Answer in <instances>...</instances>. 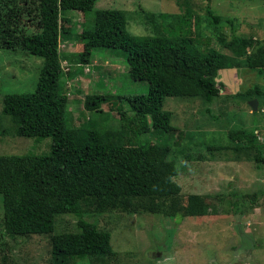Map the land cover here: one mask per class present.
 <instances>
[{"label":"trees","instance_id":"16d2710c","mask_svg":"<svg viewBox=\"0 0 264 264\" xmlns=\"http://www.w3.org/2000/svg\"><path fill=\"white\" fill-rule=\"evenodd\" d=\"M96 1L0 0V48H18L42 58L35 88L5 93L0 114L9 117L15 135L52 140L45 154H0L2 226L10 249L27 236H45L51 264H112L118 252L111 246L110 231L98 225L96 217L102 213L205 215L208 194L190 193L181 203L175 202L181 194L174 180L178 158L205 161L231 151L252 157L257 167L264 163V143L258 140L256 126L230 128L225 144L200 142L202 151H197V144L194 148L187 144L192 133L174 125L172 112L163 109L166 97L198 99L204 105L218 102L221 95L225 103L226 97L241 98V89L230 93L217 85L218 72L244 66L262 73L264 38L237 35L233 19L214 13L209 3L202 21L189 0L176 1L180 12L141 10L148 24L158 21L160 27L154 34L134 35L128 30V11L94 9ZM71 12L81 15L79 30L70 27ZM203 22L214 35L203 34ZM222 22L231 28L229 37ZM71 39L83 43L76 54L78 64L91 65L95 50L118 49L131 79L147 82L146 93L124 98L129 114L110 105L119 117L115 128L107 124L88 128L83 118L78 125L66 123L67 105L55 98L65 93L61 60L69 58L60 43ZM93 68L101 66L93 64ZM251 90L245 92L264 93L258 86ZM91 100L98 106L120 101L113 93H91ZM151 133L164 141L141 140ZM255 195H247L246 204L230 200L232 214L241 217L244 205L250 207ZM61 215L74 218V230L55 231Z\"/></svg>","mask_w":264,"mask_h":264},{"label":"rangeland","instance_id":"374dc122","mask_svg":"<svg viewBox=\"0 0 264 264\" xmlns=\"http://www.w3.org/2000/svg\"><path fill=\"white\" fill-rule=\"evenodd\" d=\"M176 1L97 0L94 9L118 8L128 11L129 32L145 35L154 34L160 24L158 21L148 24L141 10L154 13L180 12ZM189 3L194 12L202 17V21L205 20V7L209 3L214 13L233 19L237 35L253 33L264 38V0H189ZM73 13L69 17L70 27L79 30L81 15ZM202 26L203 34L214 35L211 27L205 28V22ZM220 26L225 36L229 37L230 26L226 22ZM28 29L32 31L33 27ZM82 49L83 43L72 39L61 41L60 50L69 53V58L61 60L66 78L63 86L65 93L55 99L67 105L66 123L69 125L73 122L77 124L83 118L88 128L105 124L115 128L120 124L119 117L110 109V105L129 114L130 107L124 98L146 93L147 82L131 79L125 56L118 49L95 50L91 65L86 66L83 72L76 58ZM93 64L101 68L94 69ZM41 65L42 58L21 49L0 48V110L5 93L29 92L35 88ZM237 70L244 78V83L239 87L243 98L226 97L229 102L225 103L221 102L225 97L221 95L218 102L208 105L193 98L166 97L164 100L163 109L172 112V123L192 133L187 144L193 148L197 144V151H202L198 146L200 142L207 145L212 140L213 145L225 144L226 132L232 127L256 126L264 129V93L256 94L251 90L258 86L264 91V71L259 73L244 66ZM216 81L217 85L226 86L219 77ZM247 89L252 92H245ZM231 91L232 87H228V92ZM91 93H113L120 101L113 100L98 106L91 100ZM253 99L257 100L260 108L255 113H252L249 105ZM13 129L9 117L0 114V154L49 152L51 137H21L15 135ZM158 136L157 133H151L141 137V140L163 142L164 137ZM168 141L173 144V140ZM221 153L212 160L186 162L178 158L175 161L179 172L174 180L181 186V194L175 198V202L178 200L181 203L190 193L208 194L209 208L205 215L170 218L159 214L117 211L96 217L99 227L110 231L111 246L118 252L112 264H264V163L257 167L252 157L248 159L241 155L238 161L234 152H225L226 155ZM253 193L256 195L251 206L244 205L246 212L241 217L234 216L229 201L246 204L249 200L247 195L253 196ZM88 216L93 219V212ZM55 224L57 232L75 229V220L69 215L57 217ZM7 238L0 208V264L52 263L50 244L45 236H27L12 249L6 242Z\"/></svg>","mask_w":264,"mask_h":264},{"label":"crops","instance_id":"0c3cea01","mask_svg":"<svg viewBox=\"0 0 264 264\" xmlns=\"http://www.w3.org/2000/svg\"><path fill=\"white\" fill-rule=\"evenodd\" d=\"M222 81L223 83L226 85L225 87H232V93H236L238 92L241 88L240 85L241 82L240 80L243 81L241 75L238 73V70L237 68H224V69H221L219 70L218 72V76ZM231 90V89H230ZM236 91V92H235Z\"/></svg>","mask_w":264,"mask_h":264},{"label":"clouds","instance_id":"9594fccd","mask_svg":"<svg viewBox=\"0 0 264 264\" xmlns=\"http://www.w3.org/2000/svg\"><path fill=\"white\" fill-rule=\"evenodd\" d=\"M79 67H82V69H83V72H84V70H85V68H86V66H88V65H84V64H79L78 65ZM64 70V69H63ZM86 71V70H85ZM250 74V73H249ZM242 77V76H241ZM243 79V83H244V78H242ZM250 105V104H249ZM250 108H251V111L252 112H254L253 110H252V107H251V105H250ZM259 108V104H258V102H257V109ZM256 109V110H257ZM255 110V111H256ZM233 128V127H232ZM258 130H259V134H258V140L260 141L261 139H262V141H260V142H262V143H264V129L261 127V128H257ZM234 154L236 155V159L238 160V161H240L241 160V158L239 157V156H241V154L242 153H237V152H234ZM244 156V155H243ZM245 158H248V156H244ZM248 159H250V158H248ZM230 160H233V159H230ZM254 163H255V161H254ZM255 165H256V163H255ZM262 179H263V177H261ZM260 178V179H261ZM261 179V180H262ZM256 182H260V181H256Z\"/></svg>","mask_w":264,"mask_h":264},{"label":"water","instance_id":"95a60500","mask_svg":"<svg viewBox=\"0 0 264 264\" xmlns=\"http://www.w3.org/2000/svg\"><path fill=\"white\" fill-rule=\"evenodd\" d=\"M249 104L251 105L253 111L257 109V100L253 99L249 102Z\"/></svg>","mask_w":264,"mask_h":264}]
</instances>
